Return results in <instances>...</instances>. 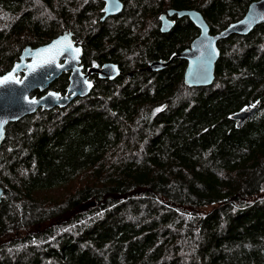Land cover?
Instances as JSON below:
<instances>
[{"label":"trees","instance_id":"16d2710c","mask_svg":"<svg viewBox=\"0 0 264 264\" xmlns=\"http://www.w3.org/2000/svg\"><path fill=\"white\" fill-rule=\"evenodd\" d=\"M121 1L102 20L104 0H0V75L68 30L85 72L121 69L7 125L0 264H264V24L219 42L212 85L185 83V59L150 68L200 33L177 16L162 32L170 9H195L218 33L257 0ZM70 75L47 91L65 94ZM255 104L238 127L234 114Z\"/></svg>","mask_w":264,"mask_h":264},{"label":"water","instance_id":"95a60500","mask_svg":"<svg viewBox=\"0 0 264 264\" xmlns=\"http://www.w3.org/2000/svg\"><path fill=\"white\" fill-rule=\"evenodd\" d=\"M105 14L102 20L109 16L121 13L124 3L121 0H104ZM107 9V11H106ZM189 17L200 30L199 35L193 40L191 47L173 56L168 61H153L150 68L160 71L166 68L175 58L185 59L187 66L184 73V81L191 87L212 85L216 77V63L221 51L219 42L229 38L231 35H247L257 26L264 24V0H257L250 4L246 14L240 20L231 23L228 27L218 33H212L211 27L201 12L195 9H170L161 17V31L169 32L175 26L174 17ZM68 36L72 41L73 50L78 47L80 53L78 59H73L74 51H65L58 55L53 63L43 64L38 62V52L47 48L56 40ZM83 56V48L73 39V32L68 30L49 43L38 47L28 46L21 54L11 70L0 78L14 73L16 80H9L0 84V145L6 136V127L11 122H16L23 117L36 113L39 109H53L66 107L74 99L88 96L94 88L91 79L92 74H99L103 79L114 80L121 75V69L117 63L107 62L102 67L94 66L86 72L80 64ZM65 71H71L70 84L65 94L54 90L47 91L51 84L57 80ZM36 90L45 92L41 97L32 94ZM258 104L245 107L234 114L237 126L242 127L247 120L255 114ZM5 189L0 185V202Z\"/></svg>","mask_w":264,"mask_h":264},{"label":"snow or ice","instance_id":"6c2138e0","mask_svg":"<svg viewBox=\"0 0 264 264\" xmlns=\"http://www.w3.org/2000/svg\"><path fill=\"white\" fill-rule=\"evenodd\" d=\"M65 51H74L73 59H78L81 51L78 47L73 50L72 41L67 35L56 40L47 48L39 50L37 54L38 62L43 64L53 63L56 57L58 55H63ZM9 80H16L14 73H9L7 76L0 78V84L7 83ZM16 82L19 83L20 81L16 80ZM157 111H160V109H157Z\"/></svg>","mask_w":264,"mask_h":264},{"label":"rangeland","instance_id":"374dc122","mask_svg":"<svg viewBox=\"0 0 264 264\" xmlns=\"http://www.w3.org/2000/svg\"><path fill=\"white\" fill-rule=\"evenodd\" d=\"M65 189L62 187H58L55 190L51 191L50 193L54 196V197H59L60 195L65 193Z\"/></svg>","mask_w":264,"mask_h":264},{"label":"flooded vegetation","instance_id":"af4514ba","mask_svg":"<svg viewBox=\"0 0 264 264\" xmlns=\"http://www.w3.org/2000/svg\"><path fill=\"white\" fill-rule=\"evenodd\" d=\"M92 79V78H91Z\"/></svg>","mask_w":264,"mask_h":264}]
</instances>
